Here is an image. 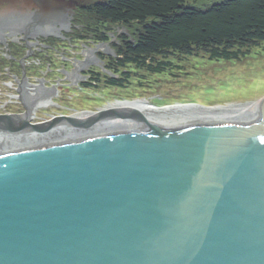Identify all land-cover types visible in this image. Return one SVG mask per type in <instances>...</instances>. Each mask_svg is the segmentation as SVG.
Here are the masks:
<instances>
[{
    "label": "water",
    "instance_id": "95a60500",
    "mask_svg": "<svg viewBox=\"0 0 264 264\" xmlns=\"http://www.w3.org/2000/svg\"><path fill=\"white\" fill-rule=\"evenodd\" d=\"M118 116L145 126L0 152V264H264V114L151 125L131 107L37 123L26 110L0 114V133Z\"/></svg>",
    "mask_w": 264,
    "mask_h": 264
},
{
    "label": "trees",
    "instance_id": "16d2710c",
    "mask_svg": "<svg viewBox=\"0 0 264 264\" xmlns=\"http://www.w3.org/2000/svg\"><path fill=\"white\" fill-rule=\"evenodd\" d=\"M186 2L101 0L78 14L75 21L83 26L74 35L78 39L108 42L112 26L127 29L118 35L119 42L111 44L115 56L101 57L115 75L92 69L81 86L94 90H124L135 82L142 86L145 72L157 74L176 66V57L232 60L264 42V0H217L207 7Z\"/></svg>",
    "mask_w": 264,
    "mask_h": 264
},
{
    "label": "rangeland",
    "instance_id": "374dc122",
    "mask_svg": "<svg viewBox=\"0 0 264 264\" xmlns=\"http://www.w3.org/2000/svg\"><path fill=\"white\" fill-rule=\"evenodd\" d=\"M214 1L217 0H187L186 4L207 7ZM76 18L77 14L70 18V22L66 23L64 27L59 25L45 32H34L37 34V43L30 45L31 47L27 46L28 41L22 36H25L27 32H22L19 29H14V32H11L6 30L8 27L3 26L2 23L6 21L13 23L14 17L0 22V29H5L0 31V34L4 35L0 38V43H2L0 45L3 46L0 49V58L3 61V64H0V74L7 76L6 73H11L14 78L23 79L25 69L27 78L32 80L41 77L43 80L47 79V82L62 80L70 83L71 81L65 74L75 69L78 60L86 58L85 50L89 46L93 47L99 43H106L98 42L93 38H75V33L81 31L83 27L75 21ZM22 19L21 16H17L16 21L20 22ZM112 29L109 33L110 40L107 42L110 44L119 42L118 35L127 32L123 26H112ZM11 36L19 38L10 40ZM75 39L76 41H74ZM4 52L8 54L4 55ZM115 54L113 46H110L109 51L100 50L96 53L99 58L104 57L105 59L109 56H115ZM100 59L99 64L91 63L84 68L83 74L80 75L81 80H87L88 72L92 69L107 72L112 76L115 75L105 68V60ZM173 64L176 66L172 65L157 74L145 72L147 77L142 82V86H139V82H135L124 90L118 88L101 90H109L108 93L123 97L127 95L129 98L135 96L149 97L148 100L151 102L162 105L174 101L224 104L228 101L258 99L264 95V42L251 47L237 59L212 60L208 56L199 55L184 58L176 57ZM3 65L5 66L3 67ZM22 92L23 95L27 93L24 90ZM62 92V97L58 96L57 98L62 107H51L50 110L61 111L76 107L95 109L102 101L87 96H75L74 92L69 93L68 90L62 89ZM22 105L20 106L21 111ZM24 105L26 107L27 103L25 102Z\"/></svg>",
    "mask_w": 264,
    "mask_h": 264
},
{
    "label": "bare ground",
    "instance_id": "6f19581e",
    "mask_svg": "<svg viewBox=\"0 0 264 264\" xmlns=\"http://www.w3.org/2000/svg\"><path fill=\"white\" fill-rule=\"evenodd\" d=\"M64 27V26H63ZM1 28L0 31H4ZM14 32V29L9 27L8 29ZM1 35L0 34V38ZM31 43L35 44L37 39L35 36ZM12 38H17L13 36ZM19 38V37H18ZM110 43H99L96 46H89L85 50L86 58L80 59L76 62L75 69L66 73V77L72 82L67 83L62 80L55 82H47V79H41L38 77L34 80L30 78L21 79L15 78L6 84L11 89L23 90L27 93L23 95L20 93V97L27 103L26 110L30 112L31 122L33 118L48 121L57 115L71 116L79 119L89 118L92 114H95L101 110L131 107L141 113L145 122L149 124H161L203 117L211 116H246L254 114H264V95L258 99L246 100V101H228L227 103H215L204 104L200 102H180L174 101L165 105L154 103L148 100L149 97H132L129 98L119 96L118 94L108 93L109 90H94L85 89L81 86V83L85 80H81L80 75L83 74L84 68L91 63L100 62L96 53L101 51H109ZM75 82V84H74ZM79 87V88H78ZM42 88V89H39ZM63 90L74 92L75 96H87L89 98H95L102 100L95 109L83 108H67L61 111H55L51 107L61 106L57 101L58 96L63 94ZM106 91V92H105ZM73 95V94H71ZM30 99L28 100V98ZM62 97V96H61ZM167 102V101H166ZM25 110V111H26ZM24 111V112H25ZM23 112V113H24ZM39 121V122H42ZM145 126L144 123L132 116H118L110 119L95 123H89L80 127H67L64 124L52 125L48 129L41 131L23 130L22 132H3L0 133V152L18 149L30 145H35L55 139H60L68 136L111 131L132 127Z\"/></svg>",
    "mask_w": 264,
    "mask_h": 264
},
{
    "label": "flooded vegetation",
    "instance_id": "af4514ba",
    "mask_svg": "<svg viewBox=\"0 0 264 264\" xmlns=\"http://www.w3.org/2000/svg\"><path fill=\"white\" fill-rule=\"evenodd\" d=\"M101 0H0V22L22 32H45L59 25L65 26L76 14ZM12 14H15L14 16ZM17 16L23 19L16 21ZM15 21V22H14ZM12 24V25H11ZM10 25V26H9ZM22 26V27H20Z\"/></svg>",
    "mask_w": 264,
    "mask_h": 264
},
{
    "label": "built area",
    "instance_id": "2783aa9c",
    "mask_svg": "<svg viewBox=\"0 0 264 264\" xmlns=\"http://www.w3.org/2000/svg\"><path fill=\"white\" fill-rule=\"evenodd\" d=\"M36 43L37 42H35V44ZM3 54L6 55L8 53L4 52ZM6 75L7 76H3L0 74V114L20 113L22 112L20 106L22 105V102H24L20 97V93L22 92L18 91L17 87L16 89H11L6 86L9 81L15 79L11 73H6ZM33 121L39 122L42 120L33 118Z\"/></svg>",
    "mask_w": 264,
    "mask_h": 264
}]
</instances>
